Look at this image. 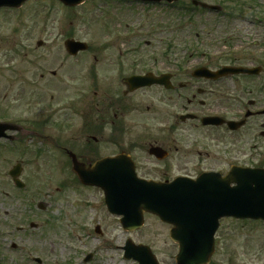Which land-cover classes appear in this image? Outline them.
<instances>
[{
	"label": "rangeland",
	"instance_id": "rangeland-1",
	"mask_svg": "<svg viewBox=\"0 0 264 264\" xmlns=\"http://www.w3.org/2000/svg\"><path fill=\"white\" fill-rule=\"evenodd\" d=\"M256 2L264 18V0ZM189 15L174 5L147 7L127 0H87L74 8L56 0H39L25 2L19 11L2 9L0 117L28 125L41 121L48 106L57 104L56 97L63 94L59 92L60 81L72 82V77H62L64 72H69L70 65L84 67L94 59V53L69 57L63 47L67 36L96 49L107 45L102 56L110 58L167 53L173 67H195L225 64L219 62L226 56L237 65L249 66L256 61L264 66V26L253 27L239 17L224 20L207 13ZM39 42L41 46H37ZM51 72L58 74L55 79ZM39 142L26 136L21 140L25 149L19 150L20 144L0 147L2 264H33L34 257L42 264H84L82 259L88 254L92 255L88 264H136L122 258L121 247L126 240L147 246L159 264H173L176 248L167 237L169 227L144 215L140 231L124 232L119 218L104 208L100 192L75 186L64 167L46 165L56 154L51 149L45 152L48 146ZM35 151L42 153L38 160H34ZM19 162L25 185L22 190H17L8 176ZM42 202L43 212L36 208ZM30 223L37 224L38 229L29 230ZM221 224L211 264H264L263 223L226 219ZM97 225L100 235L93 230ZM17 227H24L26 234L12 231ZM12 244L17 246L14 251Z\"/></svg>",
	"mask_w": 264,
	"mask_h": 264
},
{
	"label": "flooded vegetation",
	"instance_id": "flooded-vegetation-1",
	"mask_svg": "<svg viewBox=\"0 0 264 264\" xmlns=\"http://www.w3.org/2000/svg\"><path fill=\"white\" fill-rule=\"evenodd\" d=\"M87 48V55L104 51ZM99 57L93 55L84 67L70 65L62 77H72V82L60 81L63 94L48 106L45 120L28 125L12 120L23 129L7 132L3 148L20 144L25 149L21 140L26 136L44 141L45 152L56 154L46 165L64 167L74 183L78 178L72 172V156L86 168L122 157L124 167L137 178L164 184L181 177L194 179L202 172L224 175L234 165L264 167V75L196 77L197 68L173 67L168 54ZM197 67L212 72L220 68ZM57 75L51 72L54 79ZM133 75L162 78L164 84L130 88L127 78ZM210 117L222 123L203 126L202 119ZM243 120L242 128L231 130L227 125ZM41 155L35 151L34 160ZM111 168L105 165L101 175L113 174L108 172ZM85 189L102 194L98 188ZM12 231L26 234L24 227ZM10 249L16 250V244Z\"/></svg>",
	"mask_w": 264,
	"mask_h": 264
},
{
	"label": "water",
	"instance_id": "water-1",
	"mask_svg": "<svg viewBox=\"0 0 264 264\" xmlns=\"http://www.w3.org/2000/svg\"><path fill=\"white\" fill-rule=\"evenodd\" d=\"M27 0H0V8L20 7ZM64 6L76 7L84 0H58ZM143 2H161L162 0H134ZM173 3L177 0H163ZM194 5L211 10L219 9L195 1ZM65 48L76 54L84 50V45L74 41L65 43ZM238 73V71H230ZM243 72V70L239 71ZM229 71L219 72V74ZM146 78L130 79L131 87H142ZM208 123V122H207ZM7 129L15 126L0 125V136ZM72 166L82 185L98 186L104 189L106 208L115 215H121L122 229L139 230L143 224V213H152L160 221L173 226L169 232L172 242L179 248L175 256L176 264H206L213 253V238L218 227V220L223 217L238 219L251 218L264 220V170L234 168L228 175L220 178L218 174L202 175L196 180H176L170 185H147L136 182L134 176L129 179L114 178V189L104 181L91 179L83 166L73 160ZM21 169L16 166L9 175L15 185H23L16 180ZM231 185H234L231 187ZM44 208V207H43ZM42 208V209H43ZM124 258L136 260L139 264H156L149 249L135 246L127 241Z\"/></svg>",
	"mask_w": 264,
	"mask_h": 264
}]
</instances>
